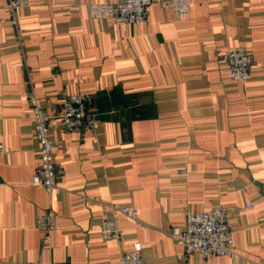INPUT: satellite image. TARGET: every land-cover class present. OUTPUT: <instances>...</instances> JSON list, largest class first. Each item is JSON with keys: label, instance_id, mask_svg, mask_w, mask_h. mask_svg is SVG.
<instances>
[{"label": "crops", "instance_id": "0c3cea01", "mask_svg": "<svg viewBox=\"0 0 264 264\" xmlns=\"http://www.w3.org/2000/svg\"><path fill=\"white\" fill-rule=\"evenodd\" d=\"M121 0H0V264H264V0H193L186 17L157 4L145 22L91 18L88 4ZM244 48L251 77L234 81L225 55ZM53 123L65 96L89 94L91 132L57 126L56 181L32 186L39 144L29 103ZM120 240H103L110 203ZM216 206L235 226L236 259L187 254L170 237L187 216ZM53 210L44 237L37 217Z\"/></svg>", "mask_w": 264, "mask_h": 264}, {"label": "built area", "instance_id": "2783aa9c", "mask_svg": "<svg viewBox=\"0 0 264 264\" xmlns=\"http://www.w3.org/2000/svg\"><path fill=\"white\" fill-rule=\"evenodd\" d=\"M157 4L165 10L173 12L176 18L190 14L193 0H121L115 4H88V15L94 19L112 20L116 25H136L145 22L149 15V7ZM29 5V0H7L8 10L15 12ZM225 63L229 68L231 79L247 81L251 77L253 58L244 48H231L225 55ZM29 103L32 112L35 138L39 144V165L32 176V186L43 188L48 194L59 196L63 188L57 183L55 164V147L51 137V129L57 126L74 133L91 132L96 128L97 118L90 112L92 96L77 93L65 96L61 113L53 123L50 115L43 107L42 100L31 93ZM4 145L0 141V154ZM138 209L134 207L110 203L101 220V237L103 240H120V217L137 220ZM36 229L44 237L57 229V218L49 209L36 219ZM235 226L229 222L228 210L216 206L208 211L195 212L187 216L186 223L173 227L169 235L187 254H198L202 258L213 256L237 258L233 251V233ZM47 264V263H39ZM120 264H145L139 247L125 251L121 255Z\"/></svg>", "mask_w": 264, "mask_h": 264}]
</instances>
